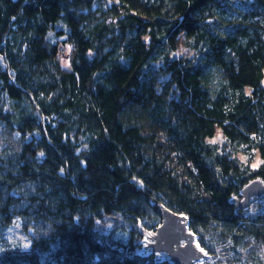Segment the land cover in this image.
<instances>
[{
    "label": "trees",
    "instance_id": "16d2710c",
    "mask_svg": "<svg viewBox=\"0 0 264 264\" xmlns=\"http://www.w3.org/2000/svg\"><path fill=\"white\" fill-rule=\"evenodd\" d=\"M255 179L264 0H0V264H171L157 202L198 264H264Z\"/></svg>",
    "mask_w": 264,
    "mask_h": 264
},
{
    "label": "water",
    "instance_id": "95a60500",
    "mask_svg": "<svg viewBox=\"0 0 264 264\" xmlns=\"http://www.w3.org/2000/svg\"><path fill=\"white\" fill-rule=\"evenodd\" d=\"M262 196L264 182L255 179L242 189L241 197L235 198L236 207L238 210L246 209L254 198ZM156 205L161 222L153 231L144 233L140 252L154 254L158 263L168 260L171 264H196L206 260L209 254L201 247L197 235L190 229L188 216L161 202Z\"/></svg>",
    "mask_w": 264,
    "mask_h": 264
},
{
    "label": "rangeland",
    "instance_id": "374dc122",
    "mask_svg": "<svg viewBox=\"0 0 264 264\" xmlns=\"http://www.w3.org/2000/svg\"><path fill=\"white\" fill-rule=\"evenodd\" d=\"M68 52H69V49L68 48H64V53H65L66 57H63L62 58L63 65H66V64L68 65V60H67V54H68ZM179 52L182 53V54H186V55L187 54L188 55L191 54V51L189 49H186L183 46L180 47V51ZM220 136L221 135H219V133H217L216 136L212 140H214V141L219 140L220 139ZM263 203H264V201L261 198H254L251 201L249 207L247 209H244L243 213L248 214L250 212H253V211H255L258 208L259 205H262ZM103 229L108 232L109 231V225L103 226ZM220 255H222V254L219 252L218 257ZM212 257L213 256H209L207 259L208 260H211ZM213 258L217 259V257H213ZM196 264H198V263H196Z\"/></svg>",
    "mask_w": 264,
    "mask_h": 264
},
{
    "label": "snow or ice",
    "instance_id": "6c2138e0",
    "mask_svg": "<svg viewBox=\"0 0 264 264\" xmlns=\"http://www.w3.org/2000/svg\"><path fill=\"white\" fill-rule=\"evenodd\" d=\"M66 66H67V64H66ZM202 250V249H201Z\"/></svg>",
    "mask_w": 264,
    "mask_h": 264
}]
</instances>
